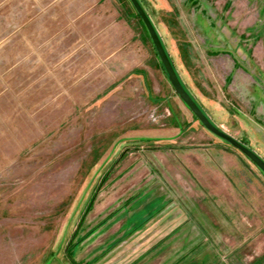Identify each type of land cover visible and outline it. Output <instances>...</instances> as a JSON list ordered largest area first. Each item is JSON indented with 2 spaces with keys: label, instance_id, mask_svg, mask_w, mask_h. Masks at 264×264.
<instances>
[{
  "label": "rangeland",
  "instance_id": "374dc122",
  "mask_svg": "<svg viewBox=\"0 0 264 264\" xmlns=\"http://www.w3.org/2000/svg\"><path fill=\"white\" fill-rule=\"evenodd\" d=\"M141 1L264 157V0ZM199 261L264 264V170L131 0H0V264Z\"/></svg>",
  "mask_w": 264,
  "mask_h": 264
},
{
  "label": "water",
  "instance_id": "95a60500",
  "mask_svg": "<svg viewBox=\"0 0 264 264\" xmlns=\"http://www.w3.org/2000/svg\"><path fill=\"white\" fill-rule=\"evenodd\" d=\"M132 2L141 17L144 19L169 79L181 98L190 106V108L207 128L241 149L264 170V157L253 147L249 146L245 141L222 128L204 108L202 103L198 100L196 95L191 91L183 79L159 28L157 27L155 21L143 2L141 0H132Z\"/></svg>",
  "mask_w": 264,
  "mask_h": 264
},
{
  "label": "trees",
  "instance_id": "16d2710c",
  "mask_svg": "<svg viewBox=\"0 0 264 264\" xmlns=\"http://www.w3.org/2000/svg\"><path fill=\"white\" fill-rule=\"evenodd\" d=\"M132 1V0H131ZM135 6V5H134ZM137 10V9H136ZM138 12V11H137ZM138 15H140L139 14V12H138ZM141 16V15H140ZM144 20V19H143ZM157 54H158V51H157ZM159 55V54H158ZM159 58H160V56H159ZM160 62H161V65H162V67H163V69L166 71V69H165V67H164V65H163V63H162V61H161V58H160ZM167 73V72H166ZM197 264H203V262H201L200 263V261H199V263H197Z\"/></svg>",
  "mask_w": 264,
  "mask_h": 264
}]
</instances>
